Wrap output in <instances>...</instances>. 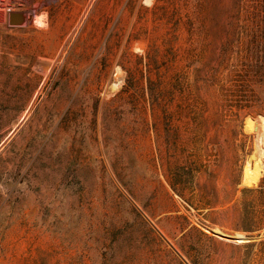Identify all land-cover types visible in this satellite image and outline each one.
<instances>
[{
    "label": "rangeland",
    "instance_id": "374dc122",
    "mask_svg": "<svg viewBox=\"0 0 264 264\" xmlns=\"http://www.w3.org/2000/svg\"><path fill=\"white\" fill-rule=\"evenodd\" d=\"M10 6L0 8V264H264V196L253 208L241 199L264 178L244 181L245 166L264 162V111L249 107L264 86L238 89L252 35L264 44V0ZM11 13L24 24L10 26ZM194 163L214 176L202 166L192 178ZM251 212L258 230L247 235Z\"/></svg>",
    "mask_w": 264,
    "mask_h": 264
},
{
    "label": "trees",
    "instance_id": "16d2710c",
    "mask_svg": "<svg viewBox=\"0 0 264 264\" xmlns=\"http://www.w3.org/2000/svg\"><path fill=\"white\" fill-rule=\"evenodd\" d=\"M252 42V43H251ZM250 44H253L251 46H254V48H250L248 50V53L250 54L249 57H247V62L244 65V76L242 77V79L244 80L245 77V82L243 83L244 85H240L239 84V90H241L240 88H247L248 86H250V79L253 81L254 84L258 85L259 89H263L264 86V44L261 43L259 41L258 36H254L252 35V39H251ZM250 47V46H249ZM252 73H254V76H251ZM214 81H217V83L220 81L218 79H215ZM220 88V92H221V96L223 97V99L225 100V104H223L224 108L227 109L226 112L229 113L230 117L231 115L236 116V114H233V112L231 111V108L233 107L228 101H229V97H232V90L230 89V86H227L226 83L224 84H220L219 86ZM152 97V94H151ZM152 101V100H151ZM253 104H251L249 107H253V108H258L259 110H256L258 113H262L264 111V98H262L261 96H254V99L252 100ZM238 110H242L243 108L240 106H237ZM248 107V106H247ZM216 122H220L225 129L227 130H232L233 132L234 129L232 128V125L230 124V122L226 121V120H222L221 118H217L216 117ZM236 135V134H235ZM203 165L201 164H190L189 167H194L190 170L191 172V177L192 178H196L194 174L196 173H200L202 171L201 167ZM215 168L218 167V165L214 164ZM177 170H178V179L182 178V176L180 175L181 173H184V171L186 170L185 165H178L176 166ZM207 167L203 166L204 172H207L206 170ZM188 171V170H187ZM194 173V174H193ZM209 175L214 176V172L213 171H209L207 172ZM185 174V173H184ZM169 186L171 188V190L173 191V193H175L177 196H179L182 200L189 202L190 198H185V195L183 194L181 188H179V184L176 182H173L172 180L169 181ZM215 193V190H213V195ZM261 196H264V178L261 180L260 185L258 186V188L256 189H243L241 192V199L243 204L247 205H251V207L253 208V206H255L256 200L259 199ZM192 198V197H191ZM211 204V200H207V206H210ZM211 208V207H209ZM250 219L247 220V222H245L241 228L240 231L247 234V235H251L252 233H254L255 231L258 230V226L255 223V215L254 213L251 212L250 214Z\"/></svg>",
    "mask_w": 264,
    "mask_h": 264
},
{
    "label": "bare ground",
    "instance_id": "6f19581e",
    "mask_svg": "<svg viewBox=\"0 0 264 264\" xmlns=\"http://www.w3.org/2000/svg\"><path fill=\"white\" fill-rule=\"evenodd\" d=\"M258 121L261 124L258 127L259 129L257 128V130H256L257 132H259L258 135H257V137H258L257 138V147H260V148H258L259 154L261 156H264V126H263L264 117H259ZM255 122L248 121L247 122L248 123V127L250 129H252L253 124ZM263 172H264V162L257 161L251 171L249 170V166H245V169H244V181L246 182L247 185L255 184L259 180V178L261 177Z\"/></svg>",
    "mask_w": 264,
    "mask_h": 264
},
{
    "label": "water",
    "instance_id": "95a60500",
    "mask_svg": "<svg viewBox=\"0 0 264 264\" xmlns=\"http://www.w3.org/2000/svg\"><path fill=\"white\" fill-rule=\"evenodd\" d=\"M8 22L10 26H20L23 25L25 22V15L23 13H11L8 17ZM236 242H246L248 241L247 238L243 237H236L232 238Z\"/></svg>",
    "mask_w": 264,
    "mask_h": 264
},
{
    "label": "built area",
    "instance_id": "2783aa9c",
    "mask_svg": "<svg viewBox=\"0 0 264 264\" xmlns=\"http://www.w3.org/2000/svg\"><path fill=\"white\" fill-rule=\"evenodd\" d=\"M15 2H18V0H0V8L9 11L11 9L10 5H13Z\"/></svg>",
    "mask_w": 264,
    "mask_h": 264
}]
</instances>
